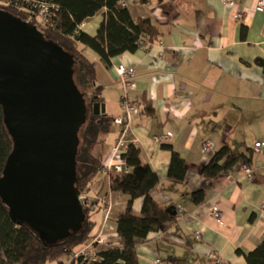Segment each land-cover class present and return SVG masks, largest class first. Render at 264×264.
<instances>
[{"label": "crops", "instance_id": "0c3cea01", "mask_svg": "<svg viewBox=\"0 0 264 264\" xmlns=\"http://www.w3.org/2000/svg\"><path fill=\"white\" fill-rule=\"evenodd\" d=\"M131 16L149 18L160 26L161 39L143 45L135 53L115 57L113 65L134 68L136 89L133 101L151 100L155 115L133 116L127 144L141 146V161L159 177L152 197L170 214L184 216L165 225L137 243L138 264H247L240 255L253 251L264 240V13L257 12L258 0H121ZM243 18L237 20L235 14ZM106 10L88 19L81 30L95 37ZM244 28V29H243ZM96 82L103 86L106 113L122 117L123 90L116 81L113 65H106L92 52ZM172 133L166 142L155 137ZM121 137L114 124L103 145L93 148L112 169L124 166L113 155ZM208 143L212 150H205ZM228 145L234 153L252 150V176L242 167L206 179L203 168L214 154ZM172 147L184 159V181L169 177ZM109 175L100 174L92 197L104 196L112 204L111 228L104 229L106 243L117 240V218L126 210L129 197L109 191ZM203 190L205 203L195 205L193 193ZM143 199H136L133 211L140 215ZM213 207L222 223L211 217ZM95 234L100 233L102 215L94 216ZM199 234L200 238H196Z\"/></svg>", "mask_w": 264, "mask_h": 264}, {"label": "trees", "instance_id": "16d2710c", "mask_svg": "<svg viewBox=\"0 0 264 264\" xmlns=\"http://www.w3.org/2000/svg\"><path fill=\"white\" fill-rule=\"evenodd\" d=\"M45 3L51 7L52 17L43 20L30 4L24 8L0 4V9L10 12L17 18L36 25L45 37L60 45L75 58L74 80L84 95L89 106L87 122L79 133L80 146L77 156L78 183L80 195L92 197V188L105 165L101 157L92 153L96 145H103L106 136L114 125L113 116L108 113L95 116L91 112L93 104L105 103L103 86L96 82V62L87 52L94 53L110 68L112 60L124 53H135L143 45L157 43L162 36L160 26L149 18H133L127 5L121 0H31ZM164 0H158L162 3ZM106 10L103 22L95 37L81 30V26L90 18ZM244 29V28H243ZM256 63L264 67V60ZM141 114L155 115L150 99L143 96L139 102ZM13 140L4 123V111L0 104V178L8 157L13 150ZM169 177L184 181L187 173L184 159L172 147ZM141 146L127 144L121 155L124 170H112L109 175V191L129 197L126 210L117 218V240L106 243L97 251L100 261L94 264H138L137 243L144 242L148 235L164 229L174 221L177 215L170 214L152 197V192L159 185V177L148 165L141 161ZM252 150L246 153H234L228 145H223L212 160L202 170L206 179H214L229 174L236 169L248 166L251 168ZM143 199L140 215L133 211L136 199ZM195 205L205 203L203 190L192 195ZM86 212L83 230L76 236L58 243L55 246L45 245L28 226H16L9 217V210L0 199V264H68L79 250L89 245L96 237L94 216L101 211ZM245 257L247 264H264V240ZM70 264H87L83 258H75Z\"/></svg>", "mask_w": 264, "mask_h": 264}, {"label": "water", "instance_id": "95a60500", "mask_svg": "<svg viewBox=\"0 0 264 264\" xmlns=\"http://www.w3.org/2000/svg\"><path fill=\"white\" fill-rule=\"evenodd\" d=\"M74 66V56L36 25L0 9V104L14 143L0 199L12 223L47 246L76 236L86 222L77 156L89 106ZM91 112L105 114V104Z\"/></svg>", "mask_w": 264, "mask_h": 264}, {"label": "built area", "instance_id": "2783aa9c", "mask_svg": "<svg viewBox=\"0 0 264 264\" xmlns=\"http://www.w3.org/2000/svg\"><path fill=\"white\" fill-rule=\"evenodd\" d=\"M226 4L233 6L235 4L234 0H223ZM0 4L5 5H13L15 7L24 8V4H30L35 10L40 18L43 20H47L52 17L51 7L45 3H40L37 1L31 0H0ZM125 4V3H123ZM126 5V4H125ZM257 12L264 13V0H258L256 7ZM235 18L237 20H241L243 15L241 12H237L235 14ZM113 70L116 75V81L121 86L123 90V96L121 100L123 116L118 117L114 120V124L118 125L121 128V137L119 138L116 146L113 149V155L118 156L121 158L122 153L125 151L127 146L126 135L128 133L131 120L133 116H138L141 114V108L139 104L133 101L130 97V93L136 89V78L137 73L134 68H129L123 64L121 65H113ZM173 136L172 133H167L165 135H160L155 137V141L159 143H163L168 141ZM213 144L208 143L205 146V150L209 151L212 150ZM255 150L263 151L264 150V142H259L255 144ZM124 166H119L114 169L110 167L104 168L103 173L110 172L112 170L122 171L124 170ZM242 169L248 176H252L253 170L248 166H243ZM80 200L84 210L90 212H96L98 210L102 213V227L100 233H98L95 239L87 246L82 248L78 251V253L68 259L67 263L70 264L75 258H83V260L87 264H94L100 261V258L97 256V251L102 249L106 244V238L104 235L105 228H111L112 222V204L111 202L105 198L104 196L101 197H91L87 195H80ZM178 218H182L184 216L183 210L181 209L179 214L177 215ZM211 217L219 222L222 223V214L221 210L218 207H213L211 211ZM196 238L199 239V234H196ZM158 264H161V261H157Z\"/></svg>", "mask_w": 264, "mask_h": 264}]
</instances>
